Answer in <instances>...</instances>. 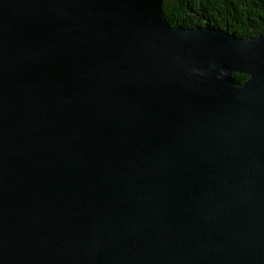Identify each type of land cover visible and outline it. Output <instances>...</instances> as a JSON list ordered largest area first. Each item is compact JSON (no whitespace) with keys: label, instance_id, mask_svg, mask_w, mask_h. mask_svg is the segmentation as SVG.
<instances>
[{"label":"water","instance_id":"water-1","mask_svg":"<svg viewBox=\"0 0 264 264\" xmlns=\"http://www.w3.org/2000/svg\"><path fill=\"white\" fill-rule=\"evenodd\" d=\"M0 264H264V34L0 0Z\"/></svg>","mask_w":264,"mask_h":264},{"label":"trees","instance_id":"trees-1","mask_svg":"<svg viewBox=\"0 0 264 264\" xmlns=\"http://www.w3.org/2000/svg\"><path fill=\"white\" fill-rule=\"evenodd\" d=\"M166 21L175 27H211L237 37L264 34V0H162ZM236 82L246 76L233 75Z\"/></svg>","mask_w":264,"mask_h":264}]
</instances>
